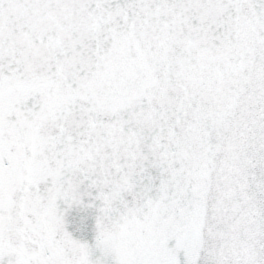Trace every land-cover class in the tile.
Listing matches in <instances>:
<instances>
[{"label": "snow or ice", "instance_id": "obj_1", "mask_svg": "<svg viewBox=\"0 0 264 264\" xmlns=\"http://www.w3.org/2000/svg\"><path fill=\"white\" fill-rule=\"evenodd\" d=\"M0 264H264V0H0Z\"/></svg>", "mask_w": 264, "mask_h": 264}]
</instances>
